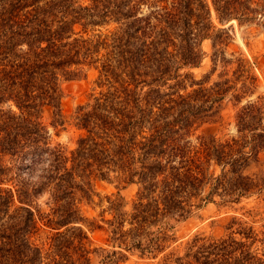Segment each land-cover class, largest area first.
I'll use <instances>...</instances> for the list:
<instances>
[{
  "label": "trees",
  "instance_id": "obj_1",
  "mask_svg": "<svg viewBox=\"0 0 264 264\" xmlns=\"http://www.w3.org/2000/svg\"><path fill=\"white\" fill-rule=\"evenodd\" d=\"M231 20L260 23L264 0H0V264H122L132 251L155 264H264V217L255 228L253 208L234 210L218 234L176 242L174 231L215 197L232 207L264 190V169H248L264 162L263 95L236 107L229 137L191 138L253 75L243 52L227 51ZM203 39L209 68L194 78ZM89 69L65 155L41 115L62 125V82ZM96 179L117 190L89 217ZM129 184L125 199L118 190ZM46 189L53 200L42 208L34 198ZM38 222L50 231L43 248L32 239ZM82 223L103 242L92 245Z\"/></svg>",
  "mask_w": 264,
  "mask_h": 264
},
{
  "label": "rangeland",
  "instance_id": "obj_2",
  "mask_svg": "<svg viewBox=\"0 0 264 264\" xmlns=\"http://www.w3.org/2000/svg\"><path fill=\"white\" fill-rule=\"evenodd\" d=\"M229 22H231L232 28L229 29L231 41L227 46V51L235 50L243 52L249 61L248 68L253 75L251 78L245 79L244 81L236 80V88L233 92L240 93V99L234 100L229 94L226 95L221 103L220 120L217 122L204 123L195 130L191 138H194V135L201 131L213 133L214 136L220 139L229 137L233 132V113L236 107L245 100L253 98L256 95L264 96V20L258 24L250 25H238L234 20ZM245 41H247V44H245ZM200 46L206 54L203 55L198 65L189 68L194 78H199L209 68L208 39H203ZM217 71L218 68L210 75V80L216 76ZM93 77L94 70L89 69L84 78L69 79L62 82L63 94L60 100V107L63 114L66 116L62 125H57L55 127L51 126L46 111L41 115V121L45 123L48 128L49 144L60 147L65 155L68 149L73 146L78 133V129L72 123L69 114L76 103L85 99L92 85ZM242 84L243 86H241ZM65 137H67L66 141ZM258 168L264 169V162L259 164L252 163L248 169L257 170ZM134 189L135 185L129 184L120 188L118 191L125 199H129ZM93 190L92 200L88 203H84L82 206L84 213L89 217L96 216L97 211L104 205L105 200L103 195L115 192L117 189L113 181L96 179L93 182ZM38 196L34 198L35 202ZM216 201L217 197H215L214 201L206 202L201 207L194 210L188 217L174 224V231L177 236L176 242L183 240L196 231H203L204 233L211 232L214 234L220 233L222 231V224L234 210L236 213H239L246 208H253L257 212L256 215H254V218L257 220L253 222L255 228H258V223L260 222L258 218H260V216L264 217V190L242 196L240 201L233 204L232 207L217 203ZM38 224L41 228L33 235L32 239L43 248L46 246L47 236L50 231L40 222H38ZM81 225L92 245L101 244L103 242L104 233L102 229L89 227L86 223H82ZM122 264H155V260L150 257L140 256L137 251H132L127 253V257Z\"/></svg>",
  "mask_w": 264,
  "mask_h": 264
},
{
  "label": "clouds",
  "instance_id": "obj_3",
  "mask_svg": "<svg viewBox=\"0 0 264 264\" xmlns=\"http://www.w3.org/2000/svg\"><path fill=\"white\" fill-rule=\"evenodd\" d=\"M233 131H235V130H233ZM66 140H67V137H65V141ZM42 167L47 168V165L45 164ZM22 177L24 179H27L28 178V173L24 172L22 174ZM38 181H39V172H37L36 175H33L31 177V183L30 184L33 185V186L39 187L40 184H39ZM52 200H53V197H52L51 193L46 189L36 198V203L40 207L46 208L52 202Z\"/></svg>",
  "mask_w": 264,
  "mask_h": 264
}]
</instances>
